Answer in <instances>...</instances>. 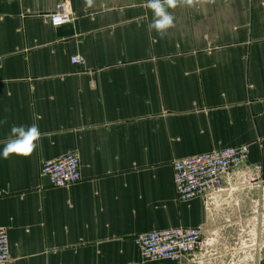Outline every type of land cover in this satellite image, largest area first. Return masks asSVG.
Masks as SVG:
<instances>
[{
  "label": "crops",
  "instance_id": "1",
  "mask_svg": "<svg viewBox=\"0 0 264 264\" xmlns=\"http://www.w3.org/2000/svg\"><path fill=\"white\" fill-rule=\"evenodd\" d=\"M63 1L0 0V150L13 125L41 132L30 156L0 155L8 264H264V0L170 9L164 38L146 0H68L74 21L56 28ZM246 145L231 185L179 202L174 161ZM67 154L82 181L51 187L42 163ZM176 228L206 246L141 258L135 237Z\"/></svg>",
  "mask_w": 264,
  "mask_h": 264
},
{
  "label": "built area",
  "instance_id": "2",
  "mask_svg": "<svg viewBox=\"0 0 264 264\" xmlns=\"http://www.w3.org/2000/svg\"><path fill=\"white\" fill-rule=\"evenodd\" d=\"M49 19L50 24L56 28L72 23L74 14L70 2L65 0L59 3ZM71 63L81 66L84 59L75 55L71 58ZM249 155V146L246 145L174 161V189L179 202L206 199L221 192L224 177L231 185L232 170L246 164ZM256 170L259 172L261 167H256ZM40 176L51 187L70 188L82 181L80 157L77 154H67L44 161ZM256 178V175H251L252 184H258ZM3 196L0 191V198ZM134 242L141 258L146 262H179L206 246L201 229L184 228L142 233L135 237ZM10 257L9 234L0 224V264H8Z\"/></svg>",
  "mask_w": 264,
  "mask_h": 264
},
{
  "label": "clouds",
  "instance_id": "3",
  "mask_svg": "<svg viewBox=\"0 0 264 264\" xmlns=\"http://www.w3.org/2000/svg\"><path fill=\"white\" fill-rule=\"evenodd\" d=\"M206 0H146V7L152 12V20L147 25L149 32L155 31L160 37L164 38L169 29L175 27L176 19L170 9L177 7H193ZM7 118L0 120V124H6ZM41 138L39 126L35 123L31 125H13L10 129L8 138L3 141V148L0 155L8 159L11 155L30 156L37 148V142Z\"/></svg>",
  "mask_w": 264,
  "mask_h": 264
},
{
  "label": "rangeland",
  "instance_id": "4",
  "mask_svg": "<svg viewBox=\"0 0 264 264\" xmlns=\"http://www.w3.org/2000/svg\"><path fill=\"white\" fill-rule=\"evenodd\" d=\"M253 230H250V231H247V233H239L240 236H238L237 238H239V240L237 241L236 244H243L241 247H245L246 248H249V247H252L253 245V242H254V234H253ZM237 246V247H240V246Z\"/></svg>",
  "mask_w": 264,
  "mask_h": 264
}]
</instances>
